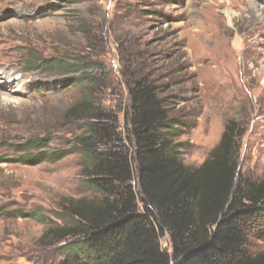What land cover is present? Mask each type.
I'll return each mask as SVG.
<instances>
[{
    "label": "rangeland",
    "instance_id": "obj_1",
    "mask_svg": "<svg viewBox=\"0 0 264 264\" xmlns=\"http://www.w3.org/2000/svg\"><path fill=\"white\" fill-rule=\"evenodd\" d=\"M53 59L86 67V85L70 82L82 71L28 69V60ZM1 70L16 77L0 86V264H63L72 239L58 240L64 205L97 198L80 153L28 165L12 150L34 137L69 150L85 121L69 110L89 83L124 139L135 82L174 100L170 115L187 122L179 140L188 167L235 121L239 174L264 178V0H0ZM160 243L171 252L167 234ZM263 248L264 239L252 246Z\"/></svg>",
    "mask_w": 264,
    "mask_h": 264
},
{
    "label": "trees",
    "instance_id": "obj_2",
    "mask_svg": "<svg viewBox=\"0 0 264 264\" xmlns=\"http://www.w3.org/2000/svg\"><path fill=\"white\" fill-rule=\"evenodd\" d=\"M28 69L82 71L71 83L86 85V67L69 59L28 60ZM92 83L69 112L82 110L85 121L69 150L48 149L47 137L12 147L17 162H56L78 152L84 163V186L97 198L68 200L67 225L58 240L72 238L61 250L63 264H264V178L245 179L238 171L240 138L229 121L207 158L196 167L180 160L187 127L171 116L175 101L137 81L129 90L126 136L117 118L92 97ZM37 215V214H35ZM169 237L171 252L160 239Z\"/></svg>",
    "mask_w": 264,
    "mask_h": 264
},
{
    "label": "bare ground",
    "instance_id": "obj_3",
    "mask_svg": "<svg viewBox=\"0 0 264 264\" xmlns=\"http://www.w3.org/2000/svg\"><path fill=\"white\" fill-rule=\"evenodd\" d=\"M1 72H2V74H1V77H0V86L4 85L5 82H14V79L16 77V74L14 72H12L10 70H1L0 73ZM16 91H18V89L13 90V92H16Z\"/></svg>",
    "mask_w": 264,
    "mask_h": 264
}]
</instances>
